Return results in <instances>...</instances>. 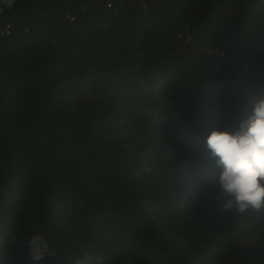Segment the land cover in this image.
<instances>
[{"label":"trees","instance_id":"16d2710c","mask_svg":"<svg viewBox=\"0 0 264 264\" xmlns=\"http://www.w3.org/2000/svg\"><path fill=\"white\" fill-rule=\"evenodd\" d=\"M261 98L264 0L0 3V264H264L206 149Z\"/></svg>","mask_w":264,"mask_h":264},{"label":"clouds","instance_id":"9594fccd","mask_svg":"<svg viewBox=\"0 0 264 264\" xmlns=\"http://www.w3.org/2000/svg\"><path fill=\"white\" fill-rule=\"evenodd\" d=\"M14 2L0 0L8 8ZM206 149L219 169L216 187L221 210L241 214L264 211V98L255 102L251 114L234 131L213 130L206 140ZM26 247L34 262L42 261L45 255L56 256L40 235L30 238Z\"/></svg>","mask_w":264,"mask_h":264}]
</instances>
